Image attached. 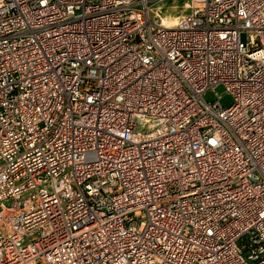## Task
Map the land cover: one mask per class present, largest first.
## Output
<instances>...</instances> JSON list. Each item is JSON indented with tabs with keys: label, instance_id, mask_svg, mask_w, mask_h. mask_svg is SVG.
<instances>
[{
	"label": "built area",
	"instance_id": "obj_1",
	"mask_svg": "<svg viewBox=\"0 0 264 264\" xmlns=\"http://www.w3.org/2000/svg\"><path fill=\"white\" fill-rule=\"evenodd\" d=\"M178 1L0 0V264H264V0Z\"/></svg>",
	"mask_w": 264,
	"mask_h": 264
},
{
	"label": "bare ground",
	"instance_id": "obj_2",
	"mask_svg": "<svg viewBox=\"0 0 264 264\" xmlns=\"http://www.w3.org/2000/svg\"><path fill=\"white\" fill-rule=\"evenodd\" d=\"M180 16H167V17H162V21L165 24L167 28H173L177 26L178 23V18Z\"/></svg>",
	"mask_w": 264,
	"mask_h": 264
},
{
	"label": "rangeland",
	"instance_id": "obj_3",
	"mask_svg": "<svg viewBox=\"0 0 264 264\" xmlns=\"http://www.w3.org/2000/svg\"><path fill=\"white\" fill-rule=\"evenodd\" d=\"M184 2H185V0H179L178 3H177V5H178L179 7H181V5H182ZM172 13H173V12H172ZM174 14H175V15H169V16H179V15L177 14V12H174ZM166 17H167V16H166ZM217 92H218L219 94H221V89H218ZM226 103H227V101H224V102H223V104H226Z\"/></svg>",
	"mask_w": 264,
	"mask_h": 264
}]
</instances>
